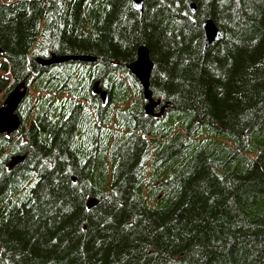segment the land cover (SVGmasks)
<instances>
[{
	"label": "trees",
	"instance_id": "1",
	"mask_svg": "<svg viewBox=\"0 0 264 264\" xmlns=\"http://www.w3.org/2000/svg\"><path fill=\"white\" fill-rule=\"evenodd\" d=\"M0 50V264H264V0H0Z\"/></svg>",
	"mask_w": 264,
	"mask_h": 264
},
{
	"label": "water",
	"instance_id": "2",
	"mask_svg": "<svg viewBox=\"0 0 264 264\" xmlns=\"http://www.w3.org/2000/svg\"><path fill=\"white\" fill-rule=\"evenodd\" d=\"M133 7L142 11L143 0H131ZM191 12L195 11V4L189 5ZM204 33L203 49L219 39L220 32L217 29L215 23L211 19H206L201 24ZM1 52V50H0ZM37 62L45 65L58 64L66 61H81L92 62L95 60L93 56L78 54V55H52L49 58L38 57ZM153 62L150 58L149 49L145 45L138 46L136 50L135 60L128 65V71L138 81L142 88L143 99L145 100L144 110L148 115L159 117L165 110L166 104L161 105L158 112H154L157 105L160 104L159 99L152 97L151 90L149 89V78L152 71ZM28 92V86L25 81L16 84L6 95L3 100L2 106H0V134H11L18 129L21 120L17 114V109L22 99ZM93 92L98 95L102 104H106L108 101V93L99 86V81H95L93 84ZM23 156H13L11 161H21ZM264 162V160H263ZM75 178H73L74 180ZM96 203V200L88 202V206Z\"/></svg>",
	"mask_w": 264,
	"mask_h": 264
},
{
	"label": "rangeland",
	"instance_id": "3",
	"mask_svg": "<svg viewBox=\"0 0 264 264\" xmlns=\"http://www.w3.org/2000/svg\"><path fill=\"white\" fill-rule=\"evenodd\" d=\"M0 60H1V59H0ZM0 73H2V70H1V69H0ZM3 93H4V91L0 92V98L2 97ZM1 105H2V103H1ZM165 109H166V108H165Z\"/></svg>",
	"mask_w": 264,
	"mask_h": 264
},
{
	"label": "flooded vegetation",
	"instance_id": "4",
	"mask_svg": "<svg viewBox=\"0 0 264 264\" xmlns=\"http://www.w3.org/2000/svg\"><path fill=\"white\" fill-rule=\"evenodd\" d=\"M158 107H159V106L155 107V109H154V110H155V111H158V110H156ZM159 108H160V107H159ZM159 108H158V109H159Z\"/></svg>",
	"mask_w": 264,
	"mask_h": 264
},
{
	"label": "bare ground",
	"instance_id": "5",
	"mask_svg": "<svg viewBox=\"0 0 264 264\" xmlns=\"http://www.w3.org/2000/svg\"><path fill=\"white\" fill-rule=\"evenodd\" d=\"M218 29V28H217ZM216 42V41H215ZM213 43V42H212ZM21 125V124H20Z\"/></svg>",
	"mask_w": 264,
	"mask_h": 264
}]
</instances>
